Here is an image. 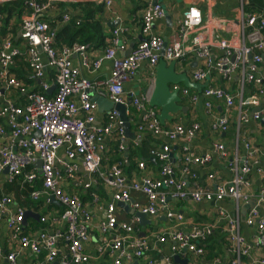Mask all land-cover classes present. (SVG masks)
I'll return each mask as SVG.
<instances>
[{
  "label": "built area",
  "instance_id": "built-area-1",
  "mask_svg": "<svg viewBox=\"0 0 264 264\" xmlns=\"http://www.w3.org/2000/svg\"><path fill=\"white\" fill-rule=\"evenodd\" d=\"M12 2H21L27 15L21 16V44H15L8 37L9 40L0 45V142H3L0 178L7 169L5 182L12 183L16 177L22 176L23 182L31 184L38 177L35 164L40 161L42 190L32 193L31 197L37 200L43 195L50 204L51 200L56 201L63 209L61 222L65 228L63 231L40 228L35 234H25L24 211L15 204L17 211H8L12 198L2 196L0 216L5 217L10 241V248L6 251L7 264H17L24 253L34 257L30 264H93L87 252L92 241V249L100 255L107 252L111 264H132L135 260L154 264L149 255L156 254L159 245H165L170 253L165 259L166 264H172L170 259L173 256L181 257L187 264H264V148L250 140L241 143L239 139L247 124L259 123L264 117V16L250 14L236 22L228 21L230 23L225 27L232 34L228 38L220 37L219 33L205 36L200 30L204 23L201 10L190 6L165 41L164 37L153 34L152 28L154 22L165 18L166 12L160 4H150L140 21L142 39L130 54L117 56L125 50L120 36L127 32L125 28H117L103 57L92 63L86 45L54 48L56 33L50 27V11L57 3L66 4L68 0H0V5ZM105 5L109 8L111 4L105 0ZM61 17L64 22L71 21V15L66 11ZM213 52H218L215 58ZM72 56H77L83 68L91 65L97 69L103 60L110 61L109 80L99 83L82 80ZM20 58L25 60L31 72L29 79L34 81L29 89L7 73V69ZM160 59L167 63L174 61L177 67H183L191 82L204 84L208 81L200 93L182 86L173 89L178 88L179 96L190 107H197L202 100V107L211 118V131L225 136L231 111H237L231 150L216 143L209 153L195 155L184 144L178 166L171 164L173 142L179 139L182 143H189L200 125L190 122L187 127L179 124L165 127L160 124L156 109L148 103L154 70ZM194 62L196 66L192 67ZM143 68H147L151 79L149 88L140 95L129 93L126 96L124 84ZM49 70L56 71L52 85ZM217 81L238 82L237 91L232 94L224 86L219 87ZM35 87L38 91L34 90ZM52 87L54 90L50 94ZM96 87L102 89L101 96H97L103 97L106 93L107 100L113 105L126 104L130 96L128 107L139 116L137 137L147 133L163 141L157 150H150V155L160 163L156 175H147L143 162L138 163L137 173L131 179L119 163L103 165L105 143L112 130L118 129L119 149L123 152L126 139L123 122L115 110L106 115L110 124L95 126L97 106L92 101L91 92H95ZM4 88L5 91H15L21 100L16 103L4 99ZM212 101L224 104L221 115L214 110ZM7 135L9 141L6 143L4 138ZM60 149L63 150L61 156L58 155ZM216 159L224 163L222 174L210 169L198 172L197 168L204 170ZM80 169L85 173L82 189L97 188V193L90 192L85 203L76 193H67L63 189V182L75 180ZM253 174L259 180L258 185L253 183ZM100 190L109 195L107 201L101 199ZM135 194L143 195L146 203L134 200ZM184 201L209 208L221 223L200 225L184 218L176 206ZM104 202H107L104 218L94 222L88 207ZM120 202L129 203L131 209L146 215L149 220L154 219V222L165 217L176 227L160 230L155 234L157 243L152 244L138 236L135 217H131L128 223L118 222L115 205ZM208 203L214 205L204 207ZM222 208L229 213L225 214ZM240 227H253L255 232L245 241ZM216 230L225 237L229 258L225 263L222 258L204 259L207 252L203 243Z\"/></svg>",
  "mask_w": 264,
  "mask_h": 264
},
{
  "label": "crops",
  "instance_id": "crops-1",
  "mask_svg": "<svg viewBox=\"0 0 264 264\" xmlns=\"http://www.w3.org/2000/svg\"><path fill=\"white\" fill-rule=\"evenodd\" d=\"M110 2V7H106L105 0H68L66 4L63 3H57L55 5V8L52 9L50 12V22H53L54 20L57 22V26L54 28L55 33H59L62 29V26H67L70 24L69 22H64L61 20V14L65 13V11L71 15L72 17L82 16L83 13V4L87 5H99L102 4V13L100 15L94 14L93 16V22H97L99 19L102 22V25H104V39L101 42H95L92 44L88 43H82L81 45L88 46L89 50L87 51V54L90 55V62H94L96 60H99L103 57V52L106 49V46L110 44L111 36L114 30L117 28H125L127 29V32L120 36V41L124 45L125 50L122 53H118V57H124L127 55V52L129 53L132 49H130L131 45L135 46L139 42V38L141 36V27H140V21L143 15L144 10L150 5L157 1L158 4H160L165 12L166 15L170 18L166 20L165 18L160 19L156 22H154L152 33L162 36V37H169V35L173 30L176 28L177 21L184 15V13L187 11V9L190 6H196L201 10V13L203 15L204 23L203 26L200 28L202 32H205L204 35H214L215 33H219L220 37L228 38L230 35H232L230 32L227 31L225 25L230 23L228 21L234 20V22L238 21L242 17H245L250 14H257L264 16V0H243L242 4L237 1L232 0H107ZM211 4V7H209V3ZM62 5V6H60ZM91 9L95 8H89V11ZM27 15V12L23 14L22 18ZM264 18V17H263ZM79 22V21H76ZM75 22V24H77ZM10 24L12 27L16 28L17 34L19 33V28L21 24V18L15 20L11 19ZM76 26H79L76 25ZM10 33L7 37H9ZM17 40V38H16ZM101 40V38L99 39ZM21 40L19 39L18 42H15V44H21ZM72 44H80V43H72ZM69 46V45H68ZM218 52H213V58L217 56ZM130 54V53H129ZM128 54V55H129ZM24 60V59H21ZM71 60L73 62V65L79 69L80 78L82 80L87 81H94L96 83L104 82L109 80L111 72H112V63L110 61L103 60L101 62V65L99 68L94 69L91 65L87 68H83L80 66V62L77 58V56H72ZM264 62V57H263ZM186 62L184 63V65ZM192 66V63H191ZM263 74H264V66L262 65ZM177 73H181L183 71H186L183 69V67H177L175 69ZM47 73L50 75V81L51 85L53 84V75L56 73L55 70H49ZM151 84V79L148 73L147 68H143L140 71H138L132 78H130L125 84H124V93L127 96V94L131 93L133 95H140L146 89L149 88ZM219 87L224 86L227 88L230 92L235 93L237 91V84L238 82H219L216 83ZM100 87H103L102 85H99ZM2 87V84H1ZM100 87H96L93 90L95 92H91L92 95L97 94L101 96L99 93L102 90ZM54 90V87L50 89V94H52ZM3 98L8 99L12 102H18L17 95L15 91H5V88L3 90ZM106 102H110L107 100L106 93L103 95V97ZM182 98V97H181ZM237 102V100H236ZM108 103H105L102 105L101 109H98L96 107L95 117H96V125L97 127H100L102 125V119L104 116L107 115V113L110 111L108 110V107L110 106ZM111 103V102H110ZM215 108L214 110L218 112V114L221 115V113L224 111V104L222 102L218 101H212ZM183 104V101H182ZM200 105L197 107H190L189 103L186 101L187 112L186 114H183L179 112L177 115L174 116V119L172 121L166 122L167 127H171L174 125H182V126H189L188 124L190 122L198 123L200 125V129L198 130L196 136L194 139H192L189 143H182L181 140H177L173 142V145L171 147V154L173 162L171 163L174 166H178V157L181 152V148L184 144L187 145L189 151L194 153L195 155H202L205 153L210 152V148L213 144L216 143H222L228 150H231L234 145V138L233 134L236 130V122H235V115L237 114V111L233 109L231 111V114L229 116L230 119V126L228 133L224 136L223 134H219L216 132L211 131L210 129V123L211 118L205 113L203 109V105L200 102ZM253 111V110H252ZM190 113V117L186 118L187 113ZM131 107L127 106V116L128 119L134 118V120L129 119L130 126L128 127V130L130 131V139H127L125 142V148L127 152H124L123 159L126 161V158L128 155H133L135 159H142L143 156L141 155V152H148L152 149V144L145 143V146L141 149L140 146H143L142 144L145 142L146 135L143 134L141 136L137 137L136 131L133 130L134 126L137 125L138 120L136 121V114ZM139 116L137 117V119ZM123 128V127H122ZM123 132L125 135V130L123 128ZM132 137V138H131ZM240 142L242 143L243 140H250L253 144L260 146L264 148V129H262V125L259 123H251L247 124L241 131V137L239 138ZM4 141L7 143L9 141V136H5ZM108 141V140H107ZM2 141L0 142V147L2 145ZM240 143V144H241ZM110 148V146H109ZM63 150L60 149L58 151V155H62ZM62 160V159H61ZM217 160V159H216ZM213 160L212 164L208 166L204 170H198L199 173H203L204 171L210 169L212 171H218L220 174L221 168L223 167L224 163L219 160ZM64 161V160H62ZM113 161V156L111 157V160H109V163ZM219 161V162H218ZM129 165L128 163L126 164ZM106 166H108V163H106ZM102 170H105V168H102ZM157 167L149 166L147 167L146 174L154 176L156 175ZM85 173L82 169L79 170L77 178L73 181L65 180L63 182V189L67 193H76L77 191L82 190L84 192L88 191L97 193V188H87L82 189L83 187V181L85 178ZM37 175H38V169H37ZM128 175V173H127ZM254 185L259 184V180L255 174L251 175ZM205 176L203 175V178ZM5 173H2V177L0 178V189L3 185L2 181H5ZM39 179H42L38 176ZM71 182H77V183H71ZM24 185H32L30 183L23 182ZM42 188L38 191H41ZM86 190V191H85ZM34 191V192H38ZM32 192V193H34ZM31 193V194H32ZM134 194V193H133ZM109 195L106 193V198ZM10 197V196H9ZM12 198V196H11ZM102 199V198H101ZM133 199L138 201L139 203L145 204L146 200L145 197L141 194H135L133 195ZM103 201H107V199H102ZM102 201V202H103ZM13 202V200H12ZM107 202L100 203L98 206H90L89 212L92 215V218L94 222L102 221L104 218V208ZM46 207V210L48 212L41 214L40 209L36 207L35 205ZM51 206H54V208H49ZM14 207V208H13ZM59 205H53L52 203H46L45 198L43 195L39 196L37 200H33L31 197V202L26 204L24 206V212L30 211L34 214L39 215V218L35 220L34 218L28 217L25 220V225L23 226L24 233L25 234H35L37 233L38 229L45 228L46 231H56L60 230L63 231L65 226L62 225L61 222V214L58 212ZM116 207V216L118 219V222H125L128 223L132 216H130L126 211L120 207L115 205ZM227 207L226 205L224 208ZM17 208H19L17 206ZM178 211H181L184 215V218L190 220L191 222H195L196 224L204 225V224H210L213 222H217L218 224L221 223V220L219 217L213 213V211L208 210L209 208H201L198 205H195L191 203L190 201H186V203L182 204L181 207H177ZM8 211H14V209L17 211V209L14 206V203L7 206ZM222 210L225 212V214H228L229 212L226 209ZM152 223H154V219L151 220ZM5 217L4 215L0 216V264H7L6 260V251L10 248V241H9V232L7 228L5 227ZM161 223H165V227H159ZM242 223V222H241ZM31 224L36 225V231H32L34 229L31 227ZM43 225V226H40ZM153 230H158V232H152L148 231V227H140L137 225L138 229V235L141 233L145 236L142 237L144 240L151 242L152 244L157 243L154 241L155 234L159 233L160 230L167 231L175 229L176 225H171L167 221H160L156 225L149 226ZM255 232V228L253 227H246L245 229H242L240 227V234L246 241L247 238ZM94 245V242L92 241L90 243V246L87 247V252L89 253L90 260L93 264H111L108 253L106 252L104 255L97 254L93 249L92 246ZM225 253L222 257V262L225 263L228 261L227 259V253L226 250H224ZM153 256L149 255V257H152V260L154 264H166L165 259L169 256L167 254H170L167 247L165 245H159V249L156 250V254L152 253ZM180 260H182L181 257H178ZM34 257L29 255L28 253H24L17 261V264H30ZM170 262L172 264H177L173 262V259H170ZM132 264H143V261L135 260Z\"/></svg>",
  "mask_w": 264,
  "mask_h": 264
},
{
  "label": "trees",
  "instance_id": "trees-1",
  "mask_svg": "<svg viewBox=\"0 0 264 264\" xmlns=\"http://www.w3.org/2000/svg\"><path fill=\"white\" fill-rule=\"evenodd\" d=\"M23 4L21 2L19 3H7V4H2L0 5V45L8 39V34L9 38L12 39L14 42L15 37L17 34L16 28L12 27L10 24L11 19H19L21 16L25 13V9L22 6ZM62 6V5H60ZM83 13L82 16H77L71 18L70 24L67 26H62V29L57 33L54 39V48L56 50H59L63 47L70 46L72 43H88L92 44L95 42H101L104 39V25H102L101 20L99 19L97 22H93V16L94 14L100 15L102 13V4H99L97 6L95 5H87L83 4ZM89 8H95L91 9L89 11ZM51 12V11H50ZM76 21H79V26H76L75 24ZM57 22L54 20L53 22H50V27L55 28L57 25ZM101 38V40H99ZM9 40V39H8ZM109 46V44L107 45ZM106 46V48H107ZM16 59L14 65L10 66L7 69V73L9 77H13L19 82L23 84V86L26 89H29L32 87L34 84L33 80H30V75L31 72L25 62V60ZM35 91H38V88L35 87ZM16 95V94H15ZM18 101L21 100L20 95L17 96ZM19 104H22L20 102ZM136 114V121L138 120V113L134 111ZM133 114V115H135ZM190 113L188 112L186 115V118H189ZM135 118V117H134ZM134 118H129L130 120H134ZM102 124L107 125L110 124L109 120H107V117L104 116L102 119ZM137 124V123H136ZM169 124V123H168ZM167 124V125H168ZM165 125V127L167 126ZM133 130H137V125L134 126ZM145 142L142 144L143 146H140L142 149L145 146V143L152 144V149L157 150L160 145L163 143V141L152 135V134H145ZM107 142L105 143V148L106 150L104 151L103 154V164L106 165H111L113 163H119L121 168L125 171V173H128V178L131 179L133 175L137 173V167L138 163L143 162L146 167L149 166H159V162L157 161L156 158L152 157L148 152H141V155L143 156L142 159H135L133 155H128L126 158V161L123 159V151L119 149V133L118 129H113L110 135L107 137ZM110 146V148H109ZM113 156V161L109 163V160H111V157ZM129 164L128 166L126 164ZM26 170L25 172H27ZM32 185H24L22 176L16 177L14 181L10 184L3 183L1 189H0V198L2 196H12L13 203L18 206L20 209L24 211V206L28 203L31 202V193L34 191H38L42 188V179H39L36 177L32 183ZM101 198L102 199H107L106 198V193L104 191H101ZM75 194V193H74ZM76 195L80 198V200L85 203L89 200V192L82 191L79 189V191L76 192ZM186 203V201L181 202L177 204V207H181L182 204ZM38 207V209H41L42 206L35 205ZM49 208H54V206H51ZM60 208V207H58ZM63 209L61 208V212ZM43 226V225H40ZM32 231H36V225L31 224ZM204 248L206 249V256L205 260L206 261H212L215 258H222L224 254V250L228 249L225 241L224 234H222L219 230H216L212 235H210L203 243ZM151 256H153L152 253H150Z\"/></svg>",
  "mask_w": 264,
  "mask_h": 264
},
{
  "label": "water",
  "instance_id": "water-1",
  "mask_svg": "<svg viewBox=\"0 0 264 264\" xmlns=\"http://www.w3.org/2000/svg\"><path fill=\"white\" fill-rule=\"evenodd\" d=\"M157 1L153 3V5H156ZM165 19H170L167 15H165ZM17 40L19 39V33L17 35ZM166 36L164 37V40L166 41ZM141 37L139 38V41H141ZM134 46L131 45L130 49H132ZM40 50V49H39ZM130 53V52H129ZM127 52V55L129 54ZM126 55V56H127ZM196 66V62L192 63V67ZM155 73H154V80L152 84V88L149 94V100L148 103L150 107H153L157 111V119L159 120L160 124L162 126L166 125V122L172 121L174 119V116L177 115L179 112L186 114L187 107L182 104V98L179 96L178 88L173 89L174 86H182L189 90H194L197 93L201 92V89L206 87L208 85V81H206L204 84H197L194 82H191L188 78L187 72L183 71L181 73H177L175 70V62L172 61L170 63L165 62L163 59H160L159 63L155 67ZM1 92H3L1 90ZM92 101L96 104L98 109L102 108V105L106 102V100L102 97L92 95L91 96ZM202 100H200L201 102ZM131 102L130 96H128L127 103L123 105H113L112 103H108L110 106L108 107V110L110 111H117L119 114V119L123 122V128L125 130V137L127 139H130V131L128 130V127L130 126L129 120L126 114L127 106H129V103ZM260 124L264 126V117L261 118ZM141 136V135H140ZM132 138V137H131ZM125 152H127L125 150ZM35 166L38 169V176H41L40 171V161H38ZM4 173H7V169L4 170ZM51 203L53 205H58L56 201L51 200ZM214 205L213 203H208L204 205V207H208ZM117 206L124 209L126 213H128L130 216L135 217L138 221V226L140 227H146V226H152L156 225L160 221L166 222L167 220L165 217H160L156 220V222L152 223L151 220L147 218L146 215L139 213L137 211H134L131 209L129 203H117ZM242 214H244V211H242ZM34 218L37 220L39 218V215L34 214L30 211L24 212L23 215V226L25 225V220L28 218ZM139 237H144V234L138 235ZM169 254H167L168 256ZM173 262L177 264H187L186 260H180L177 256H173Z\"/></svg>",
  "mask_w": 264,
  "mask_h": 264
},
{
  "label": "rangeland",
  "instance_id": "rangeland-1",
  "mask_svg": "<svg viewBox=\"0 0 264 264\" xmlns=\"http://www.w3.org/2000/svg\"><path fill=\"white\" fill-rule=\"evenodd\" d=\"M233 1V0H232ZM183 104L184 105H186V100H184L183 101ZM104 165V164H103ZM58 212L60 213V214H62V212H61V208H58ZM40 213L41 214H44V213H47L48 214V212H47V210H46V207H42L41 209H40ZM146 227H148V231L150 230V231H152V232H158V230H153V229H151V227H149V226H146ZM159 227L161 228V227H165V223H161L160 225H159ZM144 228V227H143Z\"/></svg>",
  "mask_w": 264,
  "mask_h": 264
},
{
  "label": "flooded vegetation",
  "instance_id": "flooded-vegetation-1",
  "mask_svg": "<svg viewBox=\"0 0 264 264\" xmlns=\"http://www.w3.org/2000/svg\"><path fill=\"white\" fill-rule=\"evenodd\" d=\"M188 75V74H187ZM189 78V77H188ZM190 80V79H189ZM191 91H194V90H191ZM196 92V91H195ZM183 101V100H182ZM129 120V119H128ZM137 131V130H136ZM137 134V133H136ZM143 135V134H142ZM124 137H125V135H124ZM126 139V138H125ZM126 142V141H125ZM4 173V172H3ZM5 177H7V173H5ZM16 179V178H15ZM14 181V180H13ZM3 183H7V182H5V181H2ZM7 184H10V183H7Z\"/></svg>",
  "mask_w": 264,
  "mask_h": 264
},
{
  "label": "clouds",
  "instance_id": "clouds-1",
  "mask_svg": "<svg viewBox=\"0 0 264 264\" xmlns=\"http://www.w3.org/2000/svg\"><path fill=\"white\" fill-rule=\"evenodd\" d=\"M17 37V36H16ZM16 37H15V41H18L19 39H21L20 38V33H19V39L18 40H16ZM177 68V66H176V64H175V69Z\"/></svg>",
  "mask_w": 264,
  "mask_h": 264
}]
</instances>
